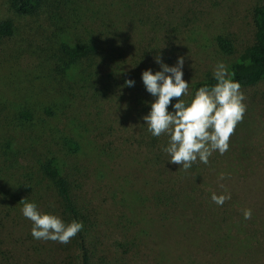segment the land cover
I'll list each match as a JSON object with an SVG mask.
<instances>
[{
    "label": "rangeland",
    "instance_id": "obj_1",
    "mask_svg": "<svg viewBox=\"0 0 264 264\" xmlns=\"http://www.w3.org/2000/svg\"><path fill=\"white\" fill-rule=\"evenodd\" d=\"M69 1L76 3L75 13L61 7L18 16L0 0V22L35 36L20 46L0 40V191L24 181L21 176L33 173L36 158L49 149L62 161L82 209L87 253L104 264H176L178 219L163 221V208L151 203L166 190H188L197 199L230 195L224 205L234 215L252 206L264 212V81L241 87L246 113L229 150L215 151L207 165L198 160L187 171L169 163V137L148 131L143 117L155 98L142 81L145 70H161L155 57L169 67L184 57L189 93L182 99L190 103L196 82L213 76L218 62L228 68L252 44L251 10L264 0H142L139 8L120 7L121 0ZM216 36L231 43V54L219 51ZM60 39L92 41L95 48L69 75L59 69L67 60ZM21 110L32 116L26 127L15 124ZM66 137L79 142L78 152L61 148ZM5 143L12 153L3 152ZM39 195L38 210L59 217L54 192L45 185ZM22 207L0 197V264H31L34 258L76 264L80 250L73 239L67 245L34 239ZM180 262L190 264L184 257Z\"/></svg>",
    "mask_w": 264,
    "mask_h": 264
},
{
    "label": "trees",
    "instance_id": "obj_2",
    "mask_svg": "<svg viewBox=\"0 0 264 264\" xmlns=\"http://www.w3.org/2000/svg\"><path fill=\"white\" fill-rule=\"evenodd\" d=\"M140 1L142 0H121L118 4L120 7L139 8L137 6ZM8 2L12 11L18 16H31L61 7L75 13L74 10L77 8L76 3L69 0H8ZM129 13L133 20H139L140 15L132 14L131 8H129ZM251 18L254 30L253 42L244 48L234 62L228 66L229 72L234 74V81L239 82L241 87L264 81V5H254L251 10ZM162 28L161 30H163ZM34 37L29 31L15 29L10 21L0 22V40L9 46H18L23 41L30 44ZM85 42L69 44L60 39L61 55L67 59L60 65L59 69L62 74L69 75L78 60L88 59L92 56L95 50L91 45L92 41L90 44ZM215 44L224 54H231L233 51L231 43L222 36L215 37ZM215 83L213 76H207L196 82L194 87L199 89ZM170 110L171 107H169ZM15 121L19 127H26L31 124L32 116L29 112L21 110L16 114ZM60 142L61 148L69 153H76L80 150L79 142L74 139L66 137L62 138ZM7 145L8 143L4 144L3 152L12 153ZM154 156L155 158L160 157L159 154ZM62 165V161L48 149L36 158L33 173L25 172L21 176L24 181L12 185L10 191L3 189L0 191L1 199L5 201L6 198H12L18 204H23L21 201L24 199L27 202L36 203L39 200V192L46 185L55 194V202L60 213L59 218L66 224L73 220L82 222V209L73 198L72 189L65 177ZM151 203L155 206L161 205L163 221H168L170 217L175 218L174 220L178 219L176 223L177 236L181 242L176 244L178 245L174 258V261H177L176 264L181 263L182 257L190 264H196L198 259L203 260V262L200 261L202 264H264V212L262 210L256 212L252 206V217L245 220L243 214H231L229 206L227 210L225 209L226 205L218 206L211 198L191 197L188 190H182L177 194L166 190L161 197H156ZM262 206L264 209V204ZM219 210L228 213H220ZM46 211H50V209L48 208ZM163 227L166 226L163 225ZM85 233L86 230L83 227L73 238V243L80 250L76 264H104L100 259H93L87 253ZM162 238L160 237L159 241ZM55 243L58 244V242ZM52 250V257L58 256V253L54 249ZM31 264L50 263L34 258L31 260Z\"/></svg>",
    "mask_w": 264,
    "mask_h": 264
},
{
    "label": "clouds",
    "instance_id": "obj_3",
    "mask_svg": "<svg viewBox=\"0 0 264 264\" xmlns=\"http://www.w3.org/2000/svg\"><path fill=\"white\" fill-rule=\"evenodd\" d=\"M155 62L160 71L153 74L148 69L142 73L146 91L155 98L151 111L143 120L154 137H169L164 149L170 156L169 163L187 171L198 160L207 165L215 151L221 155L226 153L230 138L246 113L243 103L246 97L240 83L234 81V74L224 63L218 62L213 71L216 83L200 87L186 104L182 99L189 93V83L183 79L182 71L185 58L179 57L176 66L172 67L162 63L160 55L155 57ZM134 84L133 80L125 81L128 87ZM173 99L178 100L174 105ZM170 105L174 111H169ZM211 199L222 206L231 196L213 193ZM21 203L23 216L33 224L31 234L34 239L67 245L83 229L82 222L73 220L66 224L58 216L42 214L35 202L24 199ZM243 215L245 220L251 219V209H245Z\"/></svg>",
    "mask_w": 264,
    "mask_h": 264
}]
</instances>
